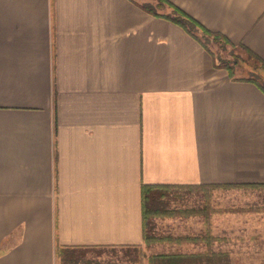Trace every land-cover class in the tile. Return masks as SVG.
<instances>
[{
  "label": "crops",
  "instance_id": "0c3cea01",
  "mask_svg": "<svg viewBox=\"0 0 264 264\" xmlns=\"http://www.w3.org/2000/svg\"><path fill=\"white\" fill-rule=\"evenodd\" d=\"M167 1L264 61V0ZM241 184H264V94L181 27L0 0V264L141 244L142 185Z\"/></svg>",
  "mask_w": 264,
  "mask_h": 264
},
{
  "label": "rangeland",
  "instance_id": "374dc122",
  "mask_svg": "<svg viewBox=\"0 0 264 264\" xmlns=\"http://www.w3.org/2000/svg\"><path fill=\"white\" fill-rule=\"evenodd\" d=\"M133 1L157 5V0ZM208 40L205 45L217 63L238 65L234 76L247 77L239 65H248L264 78L259 64L250 62L238 45ZM248 185H174L180 188L169 189L161 213L147 219L141 244L75 250L72 264H150L161 254L208 253L220 255L215 264H264V187Z\"/></svg>",
  "mask_w": 264,
  "mask_h": 264
},
{
  "label": "trees",
  "instance_id": "16d2710c",
  "mask_svg": "<svg viewBox=\"0 0 264 264\" xmlns=\"http://www.w3.org/2000/svg\"><path fill=\"white\" fill-rule=\"evenodd\" d=\"M132 1V0H130ZM144 12L154 16L164 18L179 27H181L187 34L196 39L213 57L212 53L206 47L205 44L208 43V39L221 42L224 45H229L234 47V45L223 35L215 32H211L195 19L184 13L180 8L173 5L167 0H157V5L153 6L149 3L137 4ZM163 8L169 9V12H157V10H162ZM200 32V33H199ZM199 33V34H197ZM203 37V38H202ZM246 54V58L250 62L259 64L261 70L264 72V61L255 55L252 51L244 47L243 45H238ZM214 65L216 68H223L230 79H234V70L236 65L224 63H217L216 59L213 57ZM246 69L248 76L241 79V81H246L255 85L264 94V78L262 73L255 72L249 69L248 65L241 66ZM255 67V66H254ZM246 72V71H245ZM248 186L260 188L264 187V184H249ZM170 188H180V186L174 185H142L141 186V208H142V237L145 239V227L147 225L146 221L151 216L159 215L161 212L159 208L165 204L164 199L168 195ZM85 247H58L55 249V257L59 264H72L75 259V250L84 249ZM218 254L208 253V254H195V255H181V254H161L151 257L150 264H215L218 259Z\"/></svg>",
  "mask_w": 264,
  "mask_h": 264
}]
</instances>
